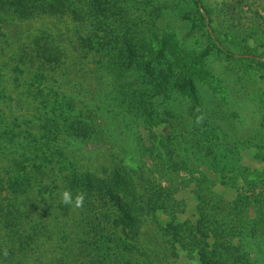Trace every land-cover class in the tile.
I'll use <instances>...</instances> for the list:
<instances>
[{
    "label": "rangeland",
    "instance_id": "rangeland-1",
    "mask_svg": "<svg viewBox=\"0 0 264 264\" xmlns=\"http://www.w3.org/2000/svg\"><path fill=\"white\" fill-rule=\"evenodd\" d=\"M72 1L81 9L78 17L70 11L24 9L22 0L13 7L0 2V176L17 161L21 163L19 152L39 154L34 165L28 161L22 165L27 162L30 179L45 170L40 173L43 180L56 181L59 195L51 212L61 213L57 210L60 193L67 190L73 175L97 176L124 159L136 174L138 190L142 183L137 174L142 170L155 185L173 191L172 200L178 203L168 208V214H157L158 224L146 220L137 232L132 231L134 235L124 242L130 246L129 264L142 260L143 264L150 260L152 264H201L199 253L183 247L184 242L173 244L161 225L171 218L179 229L185 227L180 230L186 236L202 215L206 231L195 235L206 251L219 248L217 254L229 261L234 255L264 264V0H119L118 7L117 0H99V8L104 2L108 11L98 17L93 14L96 0ZM102 18L112 34L119 27L129 36L126 41L120 35L119 50L114 42H106L101 31L93 32L95 20ZM128 43L137 48H128ZM43 49L56 52L58 60L53 55L52 60L42 57L38 52ZM160 52L173 66L178 60L190 64L200 59L205 73L195 78L197 91L189 84L184 91L174 87L168 64L155 58ZM161 69L169 81L166 95L152 96L153 88L146 89L152 100L145 105L155 117L136 111L126 115L118 106L119 97L111 103L106 100L104 90L134 92L132 86ZM152 81L155 86L157 81ZM193 108L218 125L207 127L210 147L201 144V137L192 142L191 133L186 142L177 131L178 124L196 111ZM175 147L180 154L171 152H177ZM215 147L221 154L218 164L209 154ZM31 193L32 197L39 194L34 188ZM29 198L21 194L19 207L39 206ZM86 208L81 207L84 212ZM37 213L30 214L35 222ZM52 217L43 211L42 222L51 227ZM4 223L0 217V239ZM82 225L80 221L70 226L80 233L87 228ZM127 229L119 232L126 237ZM13 240L7 237L4 243L12 246ZM51 241L39 256L41 264L50 257L59 264H84L92 257L75 244V249L61 253V247Z\"/></svg>",
    "mask_w": 264,
    "mask_h": 264
},
{
    "label": "trees",
    "instance_id": "trees-1",
    "mask_svg": "<svg viewBox=\"0 0 264 264\" xmlns=\"http://www.w3.org/2000/svg\"><path fill=\"white\" fill-rule=\"evenodd\" d=\"M19 0H5L3 2L8 3L9 5L14 6L15 2ZM24 1V9L29 6L34 7L35 9H49L52 12H61L62 11H70L72 17H78L81 14V9L78 6L74 5L72 0H22ZM107 2V0H103ZM110 2V0H108ZM4 4L2 1H0ZM100 1L96 0L97 10L93 14L95 16H99L98 14H103L108 11V7L104 6V2H102V7H100ZM21 4V3H20ZM116 7L119 5V0L115 1ZM28 14L31 11L26 10ZM203 19V18H202ZM96 24H93V32L101 31L102 37L106 39V42H114L117 45V50H119V43L122 40L120 35L128 41L129 36L125 32L124 29L119 27H115L114 30L117 33H111L110 24L106 22L103 18L102 20H95ZM120 33V34H119ZM97 33L94 34L96 36ZM119 37H116L118 36ZM112 37H115L112 39ZM103 42V41H102ZM39 44V42H35ZM92 43H97V40H94ZM92 43L90 44L92 46ZM105 43V41H104ZM127 47H135L133 43L126 44ZM129 45V46H128ZM144 45H141L143 47ZM137 48V47H135ZM145 48V47H144ZM51 51V50H50ZM38 52V51H37ZM151 53H154L150 51ZM42 57H45L48 60H52V57H55L56 60L57 53L52 52L50 54L49 51L41 50L40 52ZM165 52L156 53L155 58L157 60H161L162 62H166L169 66V71L174 75L172 79V83L174 87L178 90L184 91L186 85L189 84L192 91H197V79L199 78L201 73L204 72V68L202 67V62L200 59L192 62L190 64H186L185 62L173 63L171 60L167 58L164 54ZM51 55H53L51 57ZM58 60V57H57ZM102 59L99 58V61ZM146 62L148 60H145ZM122 61H120L121 63ZM201 62V63H200ZM148 63V62H147ZM175 67V69H172ZM177 66L182 68V71L179 72ZM123 68V67H122ZM156 80L155 86H152V80ZM143 79H141L142 81ZM140 81V82H141ZM169 81L165 74V70H158L157 74L151 75L150 79L144 78V82L136 83L134 92H127L121 90V92L115 89L104 90V96L106 100L111 103V101H116L117 98L121 100L120 106L121 110H125L124 114L132 115L135 111L144 114V116L152 118L151 111L148 110L145 103L147 100L150 102L152 97L147 93V90L150 86L153 88L152 96L159 94L158 96H164L167 89H169L168 84ZM151 84V85H150ZM120 89V88H118ZM124 89V87H123ZM164 92V93H163ZM197 96V94H196ZM136 97L135 100L133 98ZM156 98V97H155ZM138 101L136 102V100ZM198 103L199 102V98ZM196 108H193V110ZM114 111V110H113ZM193 112V111H192ZM169 115V112H167ZM215 113V112H214ZM142 114V116H143ZM143 116V117H144ZM206 114L202 110H196L193 114L188 115V119L191 121L183 120L181 124H178V132L182 133L181 136H185L190 134L192 142L198 140L199 137L203 138L200 140L201 144H206L210 147V142L207 141L209 139L208 128L216 127L217 123L215 121H209L206 118ZM209 116V115H208ZM155 117V115H154ZM169 117H172L169 115ZM175 118V117H174ZM153 123H157L156 118ZM207 120L210 122H207ZM176 122L177 120H173ZM180 121V120H178ZM170 123V122H168ZM179 123V122H178ZM218 126V125H217ZM208 127V128H207ZM94 128V127H93ZM108 130V129H107ZM95 131L94 129H90V132ZM110 132V135L113 136V133ZM96 132L100 134H104L101 130H97ZM211 132V131H210ZM208 134V135H207ZM176 136V134H174ZM186 142L187 139L185 138ZM199 141V140H198ZM206 143H205V142ZM197 143V142H196ZM193 145V143H192ZM198 148L201 149V146ZM219 147H215V150L209 151L210 155H214L211 159H213L214 164L218 161L216 160L217 155L220 156L219 152H216ZM196 149V148H195ZM175 151H171L173 154H180L178 152L177 147H175ZM19 157L21 160L17 161V163L13 164L11 168L5 170L3 176H0V217L3 219V227L5 228V233L0 239V264H41L38 262L39 256L43 253V249L45 246L50 243L52 240L53 243L59 247H61L62 252H69L70 249H75L74 244L79 246V250L90 251L92 254L88 260L84 261V264H129V260L131 257L129 256V247L124 246V242L126 240L129 241L130 235H134L132 231L137 232L140 224L147 222H154L158 224L157 214L159 212H165L168 214V208H172L173 206H178L175 200H172L173 191L169 188H165L163 185H155L151 182V178L146 172L140 171L138 177L142 183L141 190H138V184L134 183L135 175L132 171L133 169L126 166V163L122 159H118L108 168H105L103 171L99 172L97 176L90 173H81L79 175H73L72 180L69 181V187L67 190L70 191L73 195H76L78 192H83L85 194V199L83 202L86 211L84 212L81 208L79 211L74 212L70 207L64 204H61L57 207L59 212H51V209L54 208V203L58 201L59 190L56 181L53 179L43 180L40 173L35 174L31 179L29 173L31 174V169L28 167L27 162L26 166L22 165L25 161L30 162L32 165L37 163L40 155L36 153L28 154L25 156L24 153L19 152ZM185 157V155H184ZM179 159V158H178ZM183 159V158H182ZM181 159V160H182ZM200 159H205L203 156H200ZM123 161V162H122ZM184 165V161L180 162ZM25 168H23V167ZM23 169V170H22ZM51 171H54V168H50ZM45 173V172H44ZM5 178V179H3ZM34 181V185L31 181ZM48 181V182H46ZM3 187L7 190L6 194H3ZM32 188L35 191H38L39 194L37 196H31ZM26 193V196H30L28 200L33 199L34 201H38L39 206H29V208H24V210L19 207L18 197L21 194ZM205 203V201H203ZM60 203V202H59ZM200 211L204 210L203 204L199 206ZM34 211H37V217L39 219L33 218L30 214ZM43 211L46 212V215H52V218H55L54 224L51 227L48 224H44V218H42ZM82 211V213H81ZM75 215V216H74ZM83 215H85L83 217ZM86 219V221H82L81 218ZM202 218L200 219L198 225L192 229L188 233V235H183L180 229H185L179 227L174 224L173 221H167L165 224L161 225V229L163 230L164 236L167 235L169 240L176 245L183 247H188L187 249L190 251H196L199 253L201 264H252L248 259L239 260L236 256H232L233 261H229L227 257L218 255L217 251L219 248H214L209 252L203 248L202 239H196V233H200L203 235V231H206L203 228ZM49 219V218H48ZM82 222L83 227H86L85 231L78 232L80 229L71 227V222ZM102 221H105L102 222ZM152 224V223H151ZM21 226V227H20ZM127 227L126 232H119L121 229ZM123 231V230H122ZM15 236H13V235ZM7 237L13 238V245L8 246L7 242L4 243ZM51 241V242H52ZM9 242V239H8ZM187 244H189L187 246ZM50 248L53 249L54 246L50 245ZM31 253H33V257L30 258ZM207 253H211L210 256ZM88 255L85 256V258ZM30 259V262L27 260ZM54 258H49L45 264H59L56 261H53ZM138 261V264H143ZM152 260L148 261V263L144 264H152ZM78 264L80 262H77ZM83 264V263H82Z\"/></svg>",
    "mask_w": 264,
    "mask_h": 264
},
{
    "label": "clouds",
    "instance_id": "clouds-1",
    "mask_svg": "<svg viewBox=\"0 0 264 264\" xmlns=\"http://www.w3.org/2000/svg\"><path fill=\"white\" fill-rule=\"evenodd\" d=\"M85 199V194L83 192H78L75 197L68 190H63L60 193V203L70 206L74 209L81 208Z\"/></svg>",
    "mask_w": 264,
    "mask_h": 264
}]
</instances>
